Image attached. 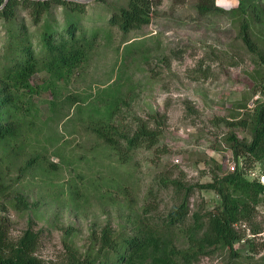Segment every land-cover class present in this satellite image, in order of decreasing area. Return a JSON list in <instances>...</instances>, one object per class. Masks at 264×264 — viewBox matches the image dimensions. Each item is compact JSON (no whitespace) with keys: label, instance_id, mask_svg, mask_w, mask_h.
Returning <instances> with one entry per match:
<instances>
[{"label":"rangeland","instance_id":"374dc122","mask_svg":"<svg viewBox=\"0 0 264 264\" xmlns=\"http://www.w3.org/2000/svg\"><path fill=\"white\" fill-rule=\"evenodd\" d=\"M80 1L86 5L83 26L99 29L100 36L88 61L62 82L67 101L53 111L48 94L20 89L11 113L16 117L4 115L21 134L0 146L5 186L0 226L7 239L16 242L32 227L39 235L34 254L41 260L69 264L93 258L102 264L107 228L120 245L126 238L144 240L136 250L121 248L129 258L125 264L227 262L228 247L191 242L204 237L210 214L222 200L216 191L198 186L236 167L264 184V158L236 157L231 139L236 135L250 142V118L264 102V62L240 35L247 23L264 53V0H213L207 12L199 10L200 0H149L150 22L128 33L109 19L130 0ZM52 5L48 15L62 23L65 7ZM14 22L36 28L31 9L21 5ZM46 77L41 71L34 78L42 84ZM106 99L119 100V109L110 115ZM109 118L132 133L147 122L160 132L158 142L123 162L86 131L89 122ZM59 147L64 158L55 154ZM40 153L58 166L56 172L24 169L26 160ZM187 191L189 214L169 224L167 214ZM240 199L248 211L236 222L238 260L264 264V190L255 201ZM195 212L202 229L193 234Z\"/></svg>","mask_w":264,"mask_h":264},{"label":"trees","instance_id":"16d2710c","mask_svg":"<svg viewBox=\"0 0 264 264\" xmlns=\"http://www.w3.org/2000/svg\"><path fill=\"white\" fill-rule=\"evenodd\" d=\"M54 2L65 7L62 23L48 15ZM20 5L31 9L35 30H31L30 26L25 24L22 28L16 26L14 18ZM213 7V0H200L198 3L201 12H207ZM150 9L149 0H130L127 7L111 15L109 24L128 33L150 22ZM85 11L86 5L80 0H0V23L3 22L5 27L4 41L0 46V146L21 137L20 132L14 129L13 122L11 124L8 120L6 123L7 115L8 119L13 117L12 120L16 117L11 113L13 107H18L16 100L18 90L27 89L31 94H48L53 111L60 109L61 104L67 101L62 82L88 61L100 36L99 29L89 31L83 26L81 13ZM240 35L247 48L264 62V53L252 39L247 23H242ZM41 71H44L47 77L42 84H38L34 77ZM112 95L116 96L114 91ZM63 96L65 100H62ZM75 100L73 98L72 102ZM105 102L104 109L108 115L119 109V100L106 99ZM110 121L109 118L108 121L99 123L89 122L86 131L95 135L108 153H114L123 162H127L131 154L139 148L145 145L154 146L160 137V132L156 128H151L147 122L140 124L132 133ZM250 122L253 124L250 142L232 135L233 152L236 157L244 154L262 160L264 102L256 105V112L251 116ZM28 139L26 141L29 142ZM55 154L64 158L60 147ZM25 168H43L56 172L58 166L54 163L48 164L45 154L40 153L29 157ZM194 187L187 190L190 192ZM198 187L216 191L222 200L220 206L210 214L209 226L204 237L198 241L192 237L191 242L193 245L226 246L230 250V259L222 264H240L235 248V242L239 237L236 222L240 219L241 213L248 211L246 202L240 198L255 201L257 195L264 190V184L257 180H249L242 169L236 167L234 171L216 176L212 182L199 184ZM4 190V183L0 180V192ZM188 191L182 202L167 214L169 224L184 221L189 214ZM201 227L200 216L195 212L192 233L202 229ZM6 235L5 228L0 226V264H49L34 254L39 244V235L32 227L27 228L16 242L8 240ZM114 239L113 232L106 228L102 236V264L128 263L129 258L120 253L121 248L124 250L128 248L130 252L144 243L142 238L131 237L126 238L120 245ZM111 251L112 256L109 254ZM195 255V252L191 253L192 257H197ZM94 263L95 259L90 258L86 259L85 263L77 261L69 264Z\"/></svg>","mask_w":264,"mask_h":264},{"label":"built area","instance_id":"2783aa9c","mask_svg":"<svg viewBox=\"0 0 264 264\" xmlns=\"http://www.w3.org/2000/svg\"><path fill=\"white\" fill-rule=\"evenodd\" d=\"M261 180L264 182V174L261 176Z\"/></svg>","mask_w":264,"mask_h":264}]
</instances>
